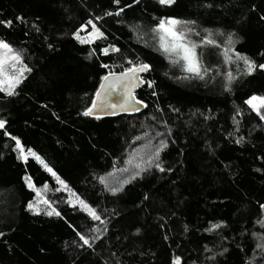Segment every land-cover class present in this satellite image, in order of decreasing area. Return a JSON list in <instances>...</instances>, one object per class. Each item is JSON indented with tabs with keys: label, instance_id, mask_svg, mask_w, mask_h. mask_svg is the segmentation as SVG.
Masks as SVG:
<instances>
[{
	"label": "trees",
	"instance_id": "trees-1",
	"mask_svg": "<svg viewBox=\"0 0 264 264\" xmlns=\"http://www.w3.org/2000/svg\"><path fill=\"white\" fill-rule=\"evenodd\" d=\"M118 8L119 16L105 15ZM262 16L264 0H0V20L13 21L11 28L0 25V39L31 69L15 95L0 92L6 121L0 129V264H170L173 256L182 264H264L257 247L264 244V122L244 103L264 94V71L245 75L232 53V62L224 59L231 33L234 52L264 63ZM161 17L195 21L186 35L209 69L203 78L159 49L152 29ZM89 20L104 37L81 44L72 33L81 25L80 35L88 32ZM205 29L215 45L200 44ZM110 45L120 51L103 54ZM128 60L150 65L143 80L152 87L144 83L136 92L144 110L83 116L107 74L101 65L121 72ZM229 72L235 79L226 90ZM12 136L104 223L62 197L53 200L60 216L44 215L46 205L39 214L30 211L35 190L26 178L35 188L54 190L58 183L33 157L17 158ZM161 140L165 171L150 167L129 179ZM130 162L132 171H124ZM112 175L119 183L101 182ZM123 180L129 182L121 187ZM110 187L121 190L113 194ZM213 223L221 226L208 231ZM76 232L100 239L89 248Z\"/></svg>",
	"mask_w": 264,
	"mask_h": 264
},
{
	"label": "snow or ice",
	"instance_id": "snow-or-ice-1",
	"mask_svg": "<svg viewBox=\"0 0 264 264\" xmlns=\"http://www.w3.org/2000/svg\"><path fill=\"white\" fill-rule=\"evenodd\" d=\"M135 2V0H134ZM113 3H119V0H113ZM158 3L161 5H173L175 0H158ZM127 7V5H126ZM123 9L118 8L115 13L106 12L105 15H117L119 16ZM16 22L24 23L23 16L17 15L15 18ZM99 19V17H97ZM261 20H264V16L260 17ZM91 25V31L87 33L86 36H81L80 32L84 29V25H81L75 32L72 33L75 40L81 44H91L93 41L103 38L104 32L100 30L99 27L92 20L87 22ZM195 24V21H183L175 17H161L159 22L154 26L152 32L157 40L159 49L165 53L166 58H170V62L176 63L177 61L183 62V70L187 73H192L196 77L203 78V73L209 71L202 67V62L197 56L196 48L197 44L191 42L186 33L194 31L192 28H187V25ZM0 25H3L7 28H11L13 25L12 20H0ZM37 31L39 29L37 28ZM207 35H205L201 41V45H215L216 41L212 38V33L205 29ZM199 35V33H197ZM235 43L233 39V34H229L228 40L226 41V48L224 50V59L225 62H232L233 55L235 60L242 61L244 64V74L252 75L257 69L264 71V63H257L254 60L250 59L248 56L241 53L234 52L232 45ZM49 47H52L49 45ZM111 51L117 53L120 50L114 45H110L108 48L101 49V52L105 55ZM232 53L233 55H229ZM172 57H175V60H171ZM127 63L130 65L124 67L121 72H113L109 70L107 74L100 77V85L96 90L94 97L92 98L91 105L86 107L81 113L83 116L92 117L95 116L96 119H100L101 116L98 113L103 114H112L115 115L117 110L121 112H137L139 107L137 105H142L143 101L138 100L133 93V89L138 87L140 84L147 83L148 87L151 88L153 81H144L140 79L139 74L144 73L150 70V65L147 63L128 60ZM103 68H108V65H101ZM31 69L24 64L21 53L13 49V47L6 42L4 39H0V92L5 93L6 95L12 96L15 95V89L22 80L25 78V74L30 72ZM227 83L225 84V89H229V85L235 76L230 72L226 73ZM116 94L119 98L115 101L109 99ZM155 95V93H153ZM244 103L259 117L261 122H264V96L253 94L248 97ZM239 114V113H238ZM6 121L0 119V129L5 127ZM4 135H9L5 132ZM159 135V133H157ZM15 141L14 151L18 152L17 158L22 161H26L29 157H33L36 161L43 165L44 169L49 172L53 177H55L58 184L62 185L65 189L67 185L65 182L57 176L56 172L52 170L51 167L35 152L31 147L25 149L22 145L20 139L15 136L11 137ZM243 137L237 139L236 143H240ZM150 143V142H149ZM167 147V144L161 140L159 145L155 147V150L151 155L148 156L146 161H142L145 167H141V163L136 164V169L129 179H135L141 174L142 171H146L147 168L155 167L157 170L163 172L165 168L161 166L159 162V156L161 151ZM127 171V169H124ZM167 171H172L171 168H168ZM111 175V173H109ZM101 182L105 183L104 177H101ZM28 186L35 190V186L31 184L30 178H26ZM128 180H123L120 182L121 187L123 184L128 183ZM106 186H108L106 184ZM45 188L47 185L45 184ZM59 190V189H57ZM119 187H110V191L115 194L120 191ZM75 196V193L72 194ZM36 196L39 198L37 204L43 203L47 206L43 214L47 216H60V213L56 211L52 204L47 199H44L39 190H36ZM76 202L79 204L82 211L86 212L87 215L93 221H99L101 224L104 223V220L101 219V216L98 214L97 209L91 207L84 200L80 199L78 196H75ZM73 201L70 199L69 203ZM264 209V204L260 205ZM28 209L37 214L40 213L39 207L33 203L28 204ZM222 223V222H221ZM221 224L213 223L211 228L208 231L215 230L219 228ZM187 230V229H185ZM92 231H99L98 229H92ZM107 231V229H103ZM138 231V230H137ZM3 235V233H0ZM76 235L79 237V240L83 242L84 246L92 247V244L95 240L100 239V236L95 237H86L80 232H76ZM167 239V237H165ZM75 243V242H74ZM258 248H261L264 251V244H258ZM208 251V249H205ZM224 251H227L226 249ZM222 254V253H221ZM214 257H209L213 259ZM170 264H182V258L180 256H173ZM246 264H251V262H246Z\"/></svg>",
	"mask_w": 264,
	"mask_h": 264
},
{
	"label": "rangeland",
	"instance_id": "rangeland-1",
	"mask_svg": "<svg viewBox=\"0 0 264 264\" xmlns=\"http://www.w3.org/2000/svg\"><path fill=\"white\" fill-rule=\"evenodd\" d=\"M90 31H91V29L88 32H90ZM88 32H86L85 34H83L81 36H86ZM155 40H156V38H155ZM156 42H157V40H156ZM174 59H176V58L174 57ZM176 64L180 65V67L183 69V62L182 61H177ZM261 96H264V94H261ZM29 157H31V156L29 155ZM129 165H131V167L129 169H127V172H131L132 171V167L134 166V163L131 164V162H130ZM26 183H27V181H26ZM112 183H119V176L112 175V177H110L108 180H105V183H103V184L110 185ZM31 184H32V182H31ZM27 186H28V183H27ZM57 189H59V190H57ZM36 190H39L40 191V193H41V195H42V197L44 199H47L48 201L51 202L52 207H54V201L53 200H56L57 198H61L62 197V198L65 199L64 201L66 203H69V200L71 199L73 202L70 203V204L73 205V206H77L79 209H81L80 206H79V204L75 200V196H77V195L75 194V196H73L72 194L74 192H72L68 187L65 189L60 184H57L56 185V188L54 190H50L48 187H46V188L45 187H43V188H35V200H34L33 204L34 205H37V207H39V209L42 208L45 205L43 203L37 204V200L39 198L36 196Z\"/></svg>",
	"mask_w": 264,
	"mask_h": 264
},
{
	"label": "water",
	"instance_id": "water-1",
	"mask_svg": "<svg viewBox=\"0 0 264 264\" xmlns=\"http://www.w3.org/2000/svg\"><path fill=\"white\" fill-rule=\"evenodd\" d=\"M145 73H146V72H144V73H140V74H139L140 79L143 80V76H144ZM99 85H100V83H99ZM142 85H143V84H140L138 87H136V88L133 89V93H134L135 96H136V92H137V90H138L139 87H141ZM98 87H99V86H98ZM95 93H96V92H95ZM118 98H119V97H118L116 94H113V96L110 97L109 99L115 101V100H117ZM136 98H137V96H136ZM137 99H138V98H137ZM138 100H139V99H138ZM137 107H139V109H140V110L137 111V112H121V111L117 110V112H116L115 115H112V114H103V113H98V114H100V116H116V115H120V114H136V113H138V112L144 110V108H145V103L143 102L142 105H137Z\"/></svg>",
	"mask_w": 264,
	"mask_h": 264
},
{
	"label": "built area",
	"instance_id": "built-area-1",
	"mask_svg": "<svg viewBox=\"0 0 264 264\" xmlns=\"http://www.w3.org/2000/svg\"><path fill=\"white\" fill-rule=\"evenodd\" d=\"M129 66H130V65H129ZM106 70H107V72H108L109 70L115 72V69H114V68H106Z\"/></svg>",
	"mask_w": 264,
	"mask_h": 264
}]
</instances>
